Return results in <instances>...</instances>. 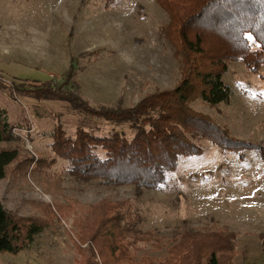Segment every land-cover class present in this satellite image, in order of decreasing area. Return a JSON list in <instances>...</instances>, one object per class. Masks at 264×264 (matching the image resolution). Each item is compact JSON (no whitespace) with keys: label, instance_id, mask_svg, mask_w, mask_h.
Returning a JSON list of instances; mask_svg holds the SVG:
<instances>
[{"label":"rangeland","instance_id":"obj_1","mask_svg":"<svg viewBox=\"0 0 264 264\" xmlns=\"http://www.w3.org/2000/svg\"><path fill=\"white\" fill-rule=\"evenodd\" d=\"M178 1L184 19L195 12L192 0ZM172 19L158 0H0V84H6L0 85V103L18 138L1 148L19 151L0 180V202L14 216L46 225L26 250L0 254V264H80L87 258L162 264L173 249L181 251L182 264H205L206 255L202 261L183 255L186 239L197 235L199 243L210 244L203 237L220 232L231 234L227 242L235 248L226 264H264V59L259 64L251 57L257 71L242 59L227 62L223 80L233 90L231 101L210 105L195 92L183 100L174 123L191 120L197 128L187 137L201 151L179 156L156 188L71 172L53 135L58 127L70 137L79 127L97 135L115 127L132 132L128 124L91 116L77 100L33 94L42 83H66L64 91L92 108L121 105V111L173 90L186 77L184 63L207 61L195 53L185 59L181 23ZM217 28L199 22L190 38L202 32L204 47L221 52L229 44ZM189 111L199 116L196 121ZM200 116L212 125L200 123ZM201 133L229 138V149ZM118 211L132 215L133 232L119 241L114 256L111 248L103 255L95 234Z\"/></svg>","mask_w":264,"mask_h":264},{"label":"trees","instance_id":"obj_2","mask_svg":"<svg viewBox=\"0 0 264 264\" xmlns=\"http://www.w3.org/2000/svg\"><path fill=\"white\" fill-rule=\"evenodd\" d=\"M158 2L173 15L172 22L181 23L183 46L187 49L185 59L195 53L197 58L207 61L203 64L194 60L188 61L187 65L184 63L181 69L186 77L183 76V80L173 90L152 93L138 104L121 111H119L121 105L100 110L92 108L86 100L79 96L73 97L69 91H64L63 87L66 83L59 87L42 83L43 85L33 92L39 99L49 95L52 98L71 102L77 100L80 102L78 105L91 116L101 117L117 124H128V129L132 132L131 136L126 134L125 129L118 130L116 127L112 133L106 135H97L79 127L75 137H70L65 130L58 127L59 130L56 129L53 135L59 143V154L70 162V170L75 174L100 177L111 184L131 183L146 188L160 187L165 182L167 173L176 167L179 156L201 151V148L187 137L188 133L197 128L189 124L191 120H188L189 123L188 121L174 123L179 119L176 118L179 107H183V111L184 102L190 99L192 92L210 105L231 101L233 90L223 80L230 59H242L251 71H257L259 68L254 64L255 59L251 58L253 55H256L257 62L262 64L264 0H192L190 6L195 12L185 19L178 0H158ZM199 22L208 26L215 24L229 44L228 47L221 52L208 51L204 47V33L199 31L190 38V30ZM247 34L255 38L259 43V49H252ZM192 56L191 58L194 57ZM68 76L71 77L72 72ZM166 97L170 98L165 100ZM189 117L196 121L195 117L199 116L189 111ZM201 118L200 123L204 120L212 125L209 120ZM12 128L7 110L0 103V148L4 143L18 139L13 134ZM206 136L213 143L229 149V138L225 136L218 138L217 133L215 136ZM240 143L243 144V141ZM18 157V149L6 147L0 149V180L6 177L8 167ZM115 215L105 219L102 228L95 234V244L103 255L105 248H111L114 256L116 250L120 248L119 241L127 239L133 232L129 224L132 222L129 211H118ZM45 228L44 222L38 218H20L12 215L0 202V254L18 255L26 250ZM219 234L218 236L206 234L209 237H203L205 240L209 239L210 244L199 243L197 235L191 234L190 239H186L187 246L183 255H197L201 261L206 255L205 264H222V259L226 264V259L232 260L228 251L235 248L227 242L231 234L228 232ZM203 250L206 251L202 252ZM180 252L173 249L170 257L163 263L182 264L185 258ZM120 258L121 256L115 257V262ZM80 264L99 263L95 259L87 258ZM103 264L108 262L103 261Z\"/></svg>","mask_w":264,"mask_h":264},{"label":"built area","instance_id":"obj_3","mask_svg":"<svg viewBox=\"0 0 264 264\" xmlns=\"http://www.w3.org/2000/svg\"><path fill=\"white\" fill-rule=\"evenodd\" d=\"M102 264V263H101Z\"/></svg>","mask_w":264,"mask_h":264}]
</instances>
